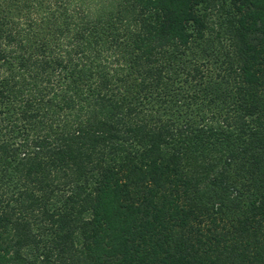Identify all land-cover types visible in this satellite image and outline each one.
<instances>
[{"label": "trees", "instance_id": "obj_1", "mask_svg": "<svg viewBox=\"0 0 264 264\" xmlns=\"http://www.w3.org/2000/svg\"><path fill=\"white\" fill-rule=\"evenodd\" d=\"M0 264H264V0H0Z\"/></svg>", "mask_w": 264, "mask_h": 264}]
</instances>
